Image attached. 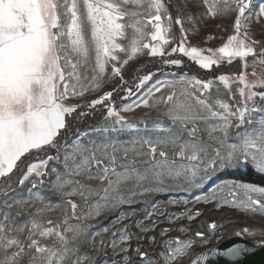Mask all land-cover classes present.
I'll return each mask as SVG.
<instances>
[{
    "label": "snow or ice",
    "instance_id": "snow-or-ice-1",
    "mask_svg": "<svg viewBox=\"0 0 264 264\" xmlns=\"http://www.w3.org/2000/svg\"><path fill=\"white\" fill-rule=\"evenodd\" d=\"M201 4L212 17L234 14V34L218 49H207L211 53L207 56L199 47L186 46L189 29L184 23H192L191 31H197L193 10ZM169 7L166 0H0V178L15 171L21 186L29 182L36 188L37 182L54 171L53 188L62 198L57 207L63 214L61 222L49 219L50 227H45L37 217L55 210L50 205L37 209L19 225L5 212L0 217V264H95V257L80 254L88 226L71 220L98 218L132 203L137 196L161 193L173 186L205 188L214 173L231 168L250 165L264 174V75L254 81L246 75L250 66L253 76L257 66L264 67V46L257 51V45L264 42L253 39L247 30L253 20H264V3L185 0L175 19ZM173 24L178 26L179 42L166 52V46L175 40ZM149 26L151 31H146ZM127 29L132 30L130 37ZM149 37L155 43L145 42ZM121 38L128 44L118 42ZM141 54L160 57L169 68L183 66L182 59L168 58L172 56L187 57L202 70L232 64L237 58L242 64L238 75L201 79L169 73L173 79L164 81H153L160 68L141 75L142 69L133 65L128 71L137 74L129 86L125 66ZM105 75L119 80L122 100L141 89L143 97L120 110L112 101L116 88L86 105L71 102L99 90ZM216 80L232 103L212 102ZM233 84L237 85L235 91ZM164 88L171 93L153 99V94ZM216 92H220L218 87ZM161 103L166 105L168 124L156 121L150 128L147 121L131 122L121 115ZM97 106L105 108L104 123L81 132L76 125L94 115ZM234 127L243 130L236 134L235 143H229ZM124 134L130 135L121 139ZM52 161L60 164L59 170L49 169ZM224 192L227 195H218ZM76 197L79 203L73 199ZM221 199L233 209L264 216V186L224 182L211 186L204 202ZM153 209L164 219L152 220L153 213H146L143 219L151 220L150 225L134 221L138 235L133 236L128 225H123L112 233L107 245L99 242L97 252L111 248L113 256L119 257L111 264H136L137 259L140 264H183L185 258L190 264H205L215 257L237 264L252 251L234 244L191 259V249L196 246L192 239L176 237L161 242L148 233L161 223L172 224L182 216L192 220L201 213L169 215L155 205ZM128 219L116 217L117 221ZM207 227L214 235L218 225L212 222ZM172 230L162 228L159 235L167 236ZM179 230L187 231L184 227ZM245 234L256 233L248 227L235 232L236 236ZM194 236L205 244L211 242L202 231ZM161 244L163 251L149 252L153 245ZM260 246L264 247V241Z\"/></svg>",
    "mask_w": 264,
    "mask_h": 264
},
{
    "label": "rangeland",
    "instance_id": "rangeland-1",
    "mask_svg": "<svg viewBox=\"0 0 264 264\" xmlns=\"http://www.w3.org/2000/svg\"><path fill=\"white\" fill-rule=\"evenodd\" d=\"M256 4L264 3V0H254ZM175 10L180 8L185 3V0H173ZM129 7H132L131 5ZM195 14V26L197 31L193 33L191 31L192 23L185 22L184 27L189 29L188 32V42L186 46H195L203 49V55H211V53L207 52V49H218L224 43L227 42V38L234 34L233 32V19L234 14L232 15H217L216 17H212L207 12V6L201 4L200 7L196 10H193ZM201 13L204 15L201 17ZM126 20L129 18H125ZM251 34L252 38L258 41L264 42V20H253L250 24L249 28L247 29ZM127 34L130 37L132 34L131 29H127ZM146 31H151L149 26ZM171 33L175 36V40L166 46V52H171V48L175 46V43L179 42V31L178 26L173 24L171 29ZM178 36V37H177ZM213 37H215L213 39ZM146 39L145 42H147ZM118 42H121L125 45L128 44L127 39H119ZM152 43H155L152 41ZM264 45H257V51L259 48ZM123 56V54H121ZM151 56H147L144 54L139 55L133 61H130L128 66H125V71L127 68L133 64L138 62L141 59L149 58ZM175 56L168 57L174 58ZM189 59V58H188ZM252 58L249 57L248 61L251 64ZM190 61V60H189ZM191 62V61H190ZM94 63V61H93ZM241 60L239 58L235 59L232 64H227L226 62L219 65L218 69L216 66L213 68L217 69L219 75L227 74L229 76L238 75L241 71ZM196 65V64H195ZM197 66V65H196ZM220 66H223L222 68ZM197 68H199L197 66ZM178 69V68H177ZM200 69V68H199ZM202 70V69H201ZM209 71V70H203ZM110 73V67L108 69ZM169 73H164L158 76L153 77V81L160 80H170L173 79ZM175 73V72H173ZM183 74H187L189 77H197L196 75L189 74L182 72ZM256 75H252V68L251 66L246 70L247 79L249 81H254L264 75V67L257 66L256 68ZM181 74V73H176ZM200 78V77H197ZM119 80L117 78L109 79L108 75H105L102 86L97 91H88L85 93L83 97L72 98L71 102L79 103L81 105H86L91 100L98 98L100 95H103L105 92L110 91L114 86L118 85ZM149 83H152L151 81ZM220 89V92H216V88ZM237 89V85L233 84V90ZM257 91L261 89L257 88ZM171 89L164 88L162 89L161 93H154L153 99L160 95L167 96L171 93ZM144 95V90L141 89L137 91V94L131 99L127 100L124 104L119 107L120 108L125 104L134 103L141 99ZM177 97H179V92L177 91ZM174 97V100L177 98ZM238 98V92H237ZM182 99V98H181ZM212 102H216L217 100L228 101L232 103L227 95V90L224 89L223 85L216 80L215 85L212 89L211 95ZM151 102V101H150ZM107 103V102H106ZM261 101L259 98L257 99V104L259 105ZM166 110V105L161 103L155 108H146L144 106L135 108L133 111L128 112H121V115H124L127 120L131 122H140V121H147L148 127H153L154 122L161 121L165 124L170 123L168 117L164 115ZM104 120L99 123L97 126L102 125ZM235 124V121L233 122ZM78 123L77 125H79ZM95 126V127H97ZM94 128V127H93ZM91 129V128H90ZM90 129H81V132L89 131ZM242 128H233L230 130V137L229 143L236 142V134L241 132ZM130 134H124L121 136V139L126 138ZM49 169H60V164L57 161H52L48 165ZM248 169H253L250 165L249 166H241L238 168H231L224 170L220 173H214L213 179L206 183L205 188L197 189L194 187H190L188 185L183 186H173L170 190L164 191L161 193H151L146 194L143 196H137L134 201L130 204L123 205L118 209H114L110 212H107L104 215L99 216L98 218L92 219H80L76 221L75 219L71 220L70 223H81L88 226V232L85 237L80 243V254H87L90 256L95 257V264H111L113 259H119V257H114L111 248L105 247L103 251L97 252V249L100 247L99 242L104 241L105 245L112 239V233L117 231L118 228L122 227L123 225H128V232L133 236L138 235V228L134 226V221L139 220L141 223L149 224L151 220L143 219L146 213L152 212L151 219L152 220H160L164 219V217H159L154 209L155 208L168 213L169 215L175 213H195L199 211L201 213L200 216L195 217L192 220H188L187 216L179 217L175 223L168 224V223H161L155 229L154 232L148 233V235H156L158 241H164L167 239H174L179 237L180 239H192L194 244L196 245L191 249L190 255L191 259H195V257L204 252L205 250L231 238L236 236L235 232L239 231L244 227L250 228L255 235H242L243 237L250 241L255 242H262L264 241V216L256 213H244L239 209H233L230 205H223V201L216 200L212 203H205L204 200L207 197L208 189L211 186H215L218 184H222L224 182L227 183H242L237 181H231L225 179V176L229 173H243ZM254 170V169H253ZM255 171V170H254ZM256 172V171H255ZM259 174L258 172H256ZM55 175L56 173L50 172L46 177L42 178V182H37V187L33 188L29 182H25L24 185H18L15 189L8 191L7 193L3 194L0 197V217L5 212H10L11 215L15 218L16 224H23L30 219L31 216L37 213V209H40L46 205L52 206L55 210L53 211H46L42 215L38 216L37 218L41 220L45 227H50L47 225V220L51 219L54 223L61 222L63 219V214L57 207L62 201L61 196L59 193L55 191L53 185L55 184ZM264 175V174H259ZM171 183V182H170ZM9 188H4V192ZM219 196L223 197L227 195V192L218 193ZM197 197H200L197 200ZM78 203L79 198H73ZM15 202V203H13ZM11 204L12 207L8 208L7 206ZM223 205V206H218ZM17 213L19 215L17 216ZM117 216H129L130 219L117 221ZM216 222L218 228L215 234H212V230L209 229L207 226L212 223ZM171 228L173 229L167 236L159 235L160 230L162 228ZM180 227H184L187 231L181 232L179 229ZM107 228L108 231L105 232L104 229ZM196 231H202L205 233V239L210 240V243L205 244L200 238L195 237L194 233ZM91 237L92 239H89ZM133 247L136 245V240L133 239L131 241ZM147 246V245H146ZM150 253H158L163 251L162 244L161 245H153L151 248L148 249ZM153 258H156L153 255ZM136 264H140V261L137 259ZM183 264H190V261L186 258L183 260Z\"/></svg>",
    "mask_w": 264,
    "mask_h": 264
},
{
    "label": "trees",
    "instance_id": "trees-1",
    "mask_svg": "<svg viewBox=\"0 0 264 264\" xmlns=\"http://www.w3.org/2000/svg\"><path fill=\"white\" fill-rule=\"evenodd\" d=\"M166 2L170 4L169 11L172 13L173 18L175 19L176 10H175L173 0H166ZM147 42L152 43V41L150 40V37L148 38ZM165 51H167V49H165ZM174 58L182 59L183 66L179 67L178 69L169 68L163 65L160 57H149V58L141 59L138 62L131 64L129 67L133 65H138L142 69V71L139 73L141 75L146 74L149 71H156L157 68H160L161 71L157 72L155 76L168 73V72H172V73L173 72L175 73L185 72V73L196 75L197 77H200L201 79H214L219 76L217 72L218 67L217 69L213 68L212 70H209V71H203L197 68V66L194 63L190 62L187 57L175 56ZM220 67L222 68L223 66H220ZM128 68L125 71L124 75H125V80H127L129 86H131L133 83L134 76L137 73L129 72ZM118 85L113 87V88H116V91L113 93V97H112L113 104L117 108V110H119V107L122 104H124L127 100L131 99V97H134L137 94V91H136L135 94L131 96L130 98H128L127 100H122L121 97L124 95V92L121 88L118 87ZM104 114H105V108L103 106H97L94 112V115L87 117L86 119L81 121L79 125H76V127H78L80 130L93 128L104 120ZM19 178H20L19 174L15 173V171L13 174H10L9 177L0 178V197L3 194L7 193L8 191L15 189L18 185L17 182ZM225 179L231 180V181L242 182V183H255L258 186H264V175L257 174L253 169H248L245 172L238 173V174L229 173L225 176ZM4 188H9V189H7L4 192Z\"/></svg>",
    "mask_w": 264,
    "mask_h": 264
},
{
    "label": "water",
    "instance_id": "water-1",
    "mask_svg": "<svg viewBox=\"0 0 264 264\" xmlns=\"http://www.w3.org/2000/svg\"><path fill=\"white\" fill-rule=\"evenodd\" d=\"M234 244H243L252 249V251H250L240 261H238L237 264H264V247L260 246L261 242L250 241L240 236L231 237L205 250L202 253L208 252L213 248L226 249L233 246ZM205 264H232V262L226 257H215L212 258L210 262H205Z\"/></svg>",
    "mask_w": 264,
    "mask_h": 264
}]
</instances>
